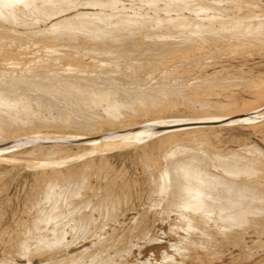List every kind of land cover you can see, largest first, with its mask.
<instances>
[{"label": "rangeland", "instance_id": "1", "mask_svg": "<svg viewBox=\"0 0 264 264\" xmlns=\"http://www.w3.org/2000/svg\"><path fill=\"white\" fill-rule=\"evenodd\" d=\"M1 94L33 102H0L26 137L257 111L264 0H0ZM243 121L2 155L0 264H264V121Z\"/></svg>", "mask_w": 264, "mask_h": 264}, {"label": "bare ground", "instance_id": "2", "mask_svg": "<svg viewBox=\"0 0 264 264\" xmlns=\"http://www.w3.org/2000/svg\"><path fill=\"white\" fill-rule=\"evenodd\" d=\"M11 77H13V76H11ZM12 80H13V78H12ZM4 84H6V83H3V85ZM10 89H12V88H10ZM11 91H13V89ZM1 92H2V90H1ZM3 92L4 93L8 92V89H7V91L4 90ZM9 92H10V90H9ZM6 94H8V93H6ZM3 95H5V94H3ZM0 96L2 97V94ZM6 96L8 97V95H6ZM11 96H12V94H11ZM11 96H10V98H11ZM107 97H109V96H107ZM100 98L101 97H99V99ZM2 99H3V97L1 98V100ZM12 99H13V97H12ZM106 99H109V98H106ZM100 100H102L101 102L104 101L105 103L109 102V100H106L107 101L106 102L105 100H103V98H101ZM14 101L16 103L11 102V104L12 103L14 104V105L12 104L14 106V108L16 107L15 104H19V106H20L21 103H19V102L17 103V99H15ZM0 102H3V101H0ZM5 102L6 101L3 102L4 104H1V103L0 104L3 106L4 105L7 106L5 104ZM23 102L27 103L28 100L27 101L25 100ZM23 102H22L23 106L21 104L22 107L25 106V103H23ZM30 102H31V100L29 101V103ZM96 102H98V101H96ZM8 103L10 104L9 101H8ZM31 103L32 104H29L30 107H31V105H33V102H31ZM12 105L10 108H8L9 106H7V108L9 109V113L11 110H13L14 112L17 111L18 114L15 113L16 115H19L20 113L18 111L21 108L19 110H18L19 107H16L14 109ZM115 105H113V103H112V105H110L111 107L109 106V108L106 105L107 108L109 109V110L106 109L109 111L108 117L105 121L107 124H114L116 122V117H118V115L116 114V111H114V109H113V106H115ZM27 106H28V104H27ZM149 106H151V105H149ZM153 106H155V105L153 104ZM30 107H26L25 109L30 108ZM1 108L2 107H0V109ZM34 108H35V105L33 107V110H34ZM110 108H112V109H110ZM147 108L148 107L146 106V109ZM8 109H7V112H8ZM3 110H5V109H3ZM22 110L24 111V109H21V111ZM35 110H37V108H35ZM106 110H105V112H106ZM157 110H158V108H157ZM102 111H104V110H102ZM2 112L0 111V113H2ZM24 112H26V110ZM133 114H134V112H133ZM25 115L22 114V116L20 118L18 116H16L19 118L18 121H13L14 119H12L11 121H13V122H11V123H7V121L5 124H2V125L0 123V157H2V155L12 154L15 150H18V149L25 150L28 148H32L34 151H36V150L37 151L38 150H45V151L48 150V152H49L48 154L50 155L53 152H57L59 150L67 148V146L69 144H73V145H77V146H84V147L89 146L93 150H96V149L97 150L98 149L104 150V151L105 150H111V149H120L121 150V148L122 149L124 147L127 148V146H128V148H130L129 145L131 146L132 143L141 141L142 139L146 140L147 137H151V136L154 137V136H161V135H174V134H177L179 132H184V131H203V130H206L209 128L223 127V126H228V125L240 123V120L241 121L244 120L243 122H252V123L253 122H261V121H264V107L257 110V111H252V112L244 113V114H235V115L224 116L223 118L200 119V120H190L189 119V120H179V121L178 120L177 121L171 120V121H165V122L164 121L163 122H157L156 121V122H152V123L145 124V125L124 126V127L119 128V129H116L117 128L116 127L115 128L116 130H113L110 132H105V133H96V134H89V135L78 136V137H65V138H61V137L60 138L59 137L44 138L40 135H36V136L33 135L32 137H29V136L26 137V135L25 136L16 135L17 132L24 130L26 128V126L29 127V125H30L28 120H26L27 122L25 121V118H24ZM9 116H13V115L9 114ZM9 116H8V118H10ZM5 117H7V116H5ZM14 117H15V115H14ZM18 118H16V119H18ZM61 121H59V122H61ZM89 122H91V121H88V123ZM33 123H34V121H33ZM88 123L85 124V126L88 125ZM92 123H89V124L93 128L94 123H93V126L91 125ZM117 125H121V123L120 124L117 123ZM88 126H86V127H88ZM34 127H35V125H34ZM50 158H51V156H50ZM186 169H189V168H186ZM186 169H185V171H186ZM185 174L186 173H184V175ZM199 176H201V174ZM199 176H198V178H199ZM184 178L185 177H183V179Z\"/></svg>", "mask_w": 264, "mask_h": 264}]
</instances>
